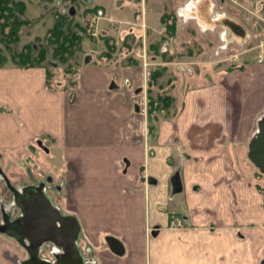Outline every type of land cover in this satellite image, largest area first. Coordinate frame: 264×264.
Masks as SVG:
<instances>
[{
  "label": "crops",
  "instance_id": "1",
  "mask_svg": "<svg viewBox=\"0 0 264 264\" xmlns=\"http://www.w3.org/2000/svg\"><path fill=\"white\" fill-rule=\"evenodd\" d=\"M93 56L72 82L55 84L43 65H0L3 180L18 187L51 180L55 206L77 218L85 264H264V177L253 189L228 184L239 177L235 165L251 176L264 61H249L240 73H186L179 88L160 82L174 102L150 124L139 64L94 63ZM24 242L0 229V264H30Z\"/></svg>",
  "mask_w": 264,
  "mask_h": 264
},
{
  "label": "rangeland",
  "instance_id": "2",
  "mask_svg": "<svg viewBox=\"0 0 264 264\" xmlns=\"http://www.w3.org/2000/svg\"><path fill=\"white\" fill-rule=\"evenodd\" d=\"M21 1L25 3L24 17L29 23L22 26L19 41L14 47L11 46L13 51L16 53L21 51L27 43H34L35 46L46 44L48 29L53 26L57 15L68 12L75 6L76 22L85 26L90 18L91 36L85 33L76 57H70L68 60L71 68H66V63L52 57V50L49 51L44 66L53 73L50 81L55 84L57 80L64 78V81L72 82L70 76L73 74L72 70H78L85 62V57L91 53L94 55V63H104L113 59L123 64H139L143 85L139 90V100L144 104V115L148 117L150 124L154 122V115L160 117L163 114L159 111L160 108L151 114L148 111L149 99L154 98L156 101L158 95L164 92L160 91V82L163 81L164 86L169 88L176 82L179 88L186 84V78L183 76L186 73H205L209 77L225 69L240 73V69L249 61H264V0ZM95 5H97L95 11L86 12L89 6ZM108 46L112 51V58L109 60L102 52L106 51ZM93 50L96 52H92ZM0 51L7 58L1 65L13 62L11 58L13 52L6 48L3 41H0ZM153 71H159V76L154 81L151 78ZM168 81L169 83H166ZM188 83L189 81L187 86ZM170 91L173 92V89ZM175 107L165 112L164 116L174 117L172 110L175 111ZM235 114L238 118V109ZM257 128L258 123L255 125L256 130ZM41 165L44 167V164ZM250 166L251 176L248 177L238 169L239 165H235L236 176L239 177L229 180L228 183L232 184L235 192L238 183L245 181V184H249L253 189L256 180L264 177V173L252 161ZM0 168L2 169L1 164ZM243 174L248 180L243 179ZM7 179L9 181V177ZM220 182L226 187V183ZM34 183L35 181L29 180L25 185ZM11 184L14 185L12 182ZM0 185V195L4 200L0 203L1 224L3 209L9 205L13 196L1 175ZM260 190L262 192V189ZM52 197L55 202L56 197ZM19 212V207L14 206L11 209L12 216ZM237 214L238 211L235 212V216ZM179 215L183 221L182 213ZM190 227L191 225L188 227L185 225V228ZM42 252L46 254L48 261H54L55 256L51 252L46 250ZM15 257H11L12 262Z\"/></svg>",
  "mask_w": 264,
  "mask_h": 264
},
{
  "label": "water",
  "instance_id": "3",
  "mask_svg": "<svg viewBox=\"0 0 264 264\" xmlns=\"http://www.w3.org/2000/svg\"><path fill=\"white\" fill-rule=\"evenodd\" d=\"M75 6L70 13L75 14ZM258 131L249 142V157L264 173V116L258 123ZM175 180V185H177ZM18 204L23 208V216L8 227L6 231L16 239L25 243L30 264H51L50 261L37 262L38 251L44 242H54L62 252L56 255L54 264H85L82 253L77 245L80 226L77 218L63 214L53 203L51 198L38 189L29 187L23 197H17ZM26 237V240H24ZM110 245L116 253H123L120 241L109 237ZM61 259H59V256Z\"/></svg>",
  "mask_w": 264,
  "mask_h": 264
},
{
  "label": "trees",
  "instance_id": "4",
  "mask_svg": "<svg viewBox=\"0 0 264 264\" xmlns=\"http://www.w3.org/2000/svg\"><path fill=\"white\" fill-rule=\"evenodd\" d=\"M97 5L88 7L86 12H92L96 10ZM25 3L21 0H0V41L6 44V48L10 49L13 53L11 58L13 62L20 67H35L44 66V63L48 57V53L52 50V57L57 58L63 63H66V68H71L67 63L70 57L75 56L77 51L81 49V42L84 35L87 32L90 35V18L87 20L86 25L82 26L75 21L76 14L72 15L70 10L68 12L59 13L55 19L52 27L48 29L46 36V44L34 45V43H27L24 45L21 51H13L11 46H15L20 39V32L22 26L29 23V20L24 17ZM91 36V35H90ZM107 41V38H105ZM50 46L52 49H50ZM102 51L103 56L107 60L111 59L112 51L109 48ZM78 56V55H77ZM6 56L0 51V65L6 60ZM111 59L110 61H112ZM46 67V66H45ZM242 67V66H241ZM47 69L48 83L51 84L50 79L53 77V73ZM79 70L73 69L70 74L71 78L77 74ZM159 76V71H153L151 74L152 81ZM158 100L154 98L149 99L148 104L150 107L148 111L150 114L157 108L168 107L171 97L169 95L159 94ZM160 102L162 104L160 105ZM160 105V106H159Z\"/></svg>",
  "mask_w": 264,
  "mask_h": 264
},
{
  "label": "flooded vegetation",
  "instance_id": "5",
  "mask_svg": "<svg viewBox=\"0 0 264 264\" xmlns=\"http://www.w3.org/2000/svg\"><path fill=\"white\" fill-rule=\"evenodd\" d=\"M0 173H2L1 168H0ZM34 181H35V183L32 184V185H28V186L27 185H22L21 187H18V186L12 185L10 181L5 179V183L8 184L9 192L12 194L13 197L11 198L12 201H9V205L5 204V205H7V207L3 209V213H2L3 221L0 224V229L1 230L6 231L7 230L6 227H8V225H10V224H12V223H14V222H16L18 220L20 221V218L23 216V208H22V206L20 204H18L17 197L18 196L19 197H23L25 195V193H26V189L27 188H29V187H33V188L37 187L38 189H40L41 191L46 193L51 198V200L54 203L53 197H51L49 195V192L51 191V188H49L50 186H48V183L51 180H49L48 178H45L43 180H36L35 179ZM52 188L57 189V186H52ZM4 203H7V202H4ZM14 206L19 207V209H20L19 214H17L16 216H12V214H11V209ZM24 240H26V237H24ZM42 250H46L47 252H51L55 256L54 261H56V255H59L62 252V250L54 242H51V241L44 242L41 245V247H40V249L38 251V254L41 253ZM42 253H44V252H42ZM28 254H29V252H28ZM61 256L62 255L59 256V259H61ZM45 258H48V257H45ZM54 261H50V262H52L51 264H54Z\"/></svg>",
  "mask_w": 264,
  "mask_h": 264
},
{
  "label": "built area",
  "instance_id": "6",
  "mask_svg": "<svg viewBox=\"0 0 264 264\" xmlns=\"http://www.w3.org/2000/svg\"><path fill=\"white\" fill-rule=\"evenodd\" d=\"M95 33H93V35H94Z\"/></svg>",
  "mask_w": 264,
  "mask_h": 264
}]
</instances>
